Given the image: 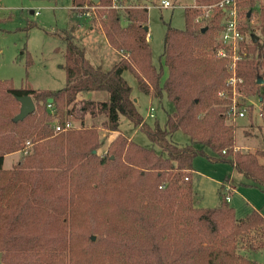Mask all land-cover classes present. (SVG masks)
<instances>
[{"label": "trees", "instance_id": "16d2710c", "mask_svg": "<svg viewBox=\"0 0 264 264\" xmlns=\"http://www.w3.org/2000/svg\"><path fill=\"white\" fill-rule=\"evenodd\" d=\"M221 1L186 6L182 29L166 23L157 66L143 0H73L71 11L94 7V22L119 52L112 66L86 57L73 16L57 32L65 44L64 87H15L0 79V264H262L251 254L264 251V215L253 209L238 216L222 185L216 206H200L193 184V161L203 155L229 162L264 189V148L237 150L238 125L228 120L234 92L229 58L218 56L227 14ZM236 1L245 18L240 30L251 33L240 44L237 92L258 93L264 111V82H258L264 79V5ZM126 71L142 93L173 103L164 127L144 119ZM90 91L106 96L79 99ZM23 95L32 96L36 110L15 121ZM88 114H104L103 128L118 132L102 152L99 129L84 125ZM75 117L80 127L55 130ZM122 117L161 151L122 132ZM178 130L191 142L172 141ZM16 151L22 156L5 168V155Z\"/></svg>", "mask_w": 264, "mask_h": 264}, {"label": "rangeland", "instance_id": "374dc122", "mask_svg": "<svg viewBox=\"0 0 264 264\" xmlns=\"http://www.w3.org/2000/svg\"><path fill=\"white\" fill-rule=\"evenodd\" d=\"M161 1L163 0H143L149 9V36L153 62L157 66L161 64L166 23L176 28H184L185 6L192 4L194 0H169L172 3L170 7H162L159 5ZM72 5L73 0H0V79L10 80L15 87L26 84L36 89L56 90L64 87L67 78L65 44L57 32L68 27L73 16L77 24L75 35L86 46V57L92 64L102 68L108 69L112 66L114 55L105 48L106 37L98 22L93 20L95 9L91 8L92 12H84L82 9L71 11ZM260 5H264V0L257 1L256 9ZM255 15L256 10L254 25L257 24ZM244 19L240 17L241 22ZM32 22L36 25L30 26ZM245 34L249 39L251 33ZM255 34L259 36L258 29H255ZM229 70L231 71L230 62ZM124 76L133 87V95L139 98L138 109L147 123L152 125L158 122L164 127L168 113L174 110L173 103L166 95L159 100L142 93L130 71H126ZM105 96L104 92L90 91L80 95L79 99L99 100ZM235 101L239 108L246 109L245 117L234 120L231 116L228 118L238 125L236 149L248 151L264 148V111L258 93L246 95L238 92L234 95ZM151 104L155 108V117L148 116ZM102 115L104 114L96 116V126H89L84 122L85 126L99 129L102 140L100 152L107 148L111 139L110 131L102 126L105 120ZM71 122L74 127L81 126V120L76 117L72 118ZM120 129L139 144L161 151L140 127H135L126 117L121 118ZM170 139L179 145L191 142L190 137L181 130L172 133ZM206 150L213 154L209 148ZM7 160L5 166L8 167L5 168H10V158ZM261 161L264 163V159ZM193 164L195 167L193 184L198 205L216 206L219 203V189L223 183L224 195L226 198L230 196L229 202L234 206L238 216H245L253 209L264 215V189L251 184V180L234 169L229 162L212 161L206 156L199 155ZM226 178L229 180L225 181ZM251 256L264 264L263 250L254 251Z\"/></svg>", "mask_w": 264, "mask_h": 264}, {"label": "built area", "instance_id": "2783aa9c", "mask_svg": "<svg viewBox=\"0 0 264 264\" xmlns=\"http://www.w3.org/2000/svg\"><path fill=\"white\" fill-rule=\"evenodd\" d=\"M161 6L170 7L172 5L169 0H163L161 2ZM220 6L224 8L227 14L224 20L222 32L220 34L222 45L218 49V56L229 58L230 69L232 71L229 78V83L233 86V92L235 95L238 93L237 85L242 82V78L238 77L236 73L237 61L241 59L240 44L248 41V36L247 34H245L240 30L241 21H240V14H239V8L237 6V1L223 0L221 1ZM154 112H155V108L151 104L149 106L148 116L155 117ZM230 113H232L230 114L232 120L237 118H243L246 115V109L239 108L235 101ZM54 127L55 130L58 132L74 127V125L72 124L71 121H68L64 126L60 124H55ZM227 199L230 200V196H228Z\"/></svg>", "mask_w": 264, "mask_h": 264}, {"label": "crops", "instance_id": "0c3cea01", "mask_svg": "<svg viewBox=\"0 0 264 264\" xmlns=\"http://www.w3.org/2000/svg\"><path fill=\"white\" fill-rule=\"evenodd\" d=\"M162 2V1H161ZM171 2V1H170ZM195 4V0L192 2V4L190 5H194ZM161 5V4H159ZM172 5V3H171ZM188 6V5H186ZM185 6V7H186ZM163 7V6H162ZM184 14H185V10H184ZM86 27V26H85ZM185 27V26H184ZM182 29V28H181ZM149 31H150V27H149ZM82 36V35H81ZM149 39H150V36H149ZM105 45V48L107 49L108 52H110L112 55H114V61H116L119 57V52H116L115 50L111 49V47L108 45V43L106 42V44L104 43ZM113 61V62H114ZM112 62V63H113ZM138 101H139V98H137ZM104 118H106L105 115H102ZM96 117H92V116H86L84 122L86 125H89V126H96ZM115 133H118V132H109L110 136H111V139L110 141L113 139V137L115 136ZM22 156V152L21 151H16V152H12V153H9V154H6L5 155V158H4V167H8V166H5L6 162L8 161L7 158H10V161H9V165L12 167L18 160L19 158ZM9 166V167H10ZM227 179V178H226ZM225 179V181H226ZM229 180V178L227 179ZM223 184V183H222ZM221 184V185H222Z\"/></svg>", "mask_w": 264, "mask_h": 264}, {"label": "water", "instance_id": "95a60500", "mask_svg": "<svg viewBox=\"0 0 264 264\" xmlns=\"http://www.w3.org/2000/svg\"><path fill=\"white\" fill-rule=\"evenodd\" d=\"M94 1L98 2L99 0H94ZM33 12L34 10L32 11V13ZM144 29L146 31H149V26L145 25ZM253 38H254L253 39L254 42L259 40L258 35H253ZM258 82L263 83L264 79H259ZM17 99L20 102V110L19 113L14 117L15 121L24 119L26 116H28L29 114L33 113L36 110V104L31 95L18 96ZM51 100L52 99L50 98V101ZM135 101H137V98H135ZM92 239H95V236H92Z\"/></svg>", "mask_w": 264, "mask_h": 264}]
</instances>
